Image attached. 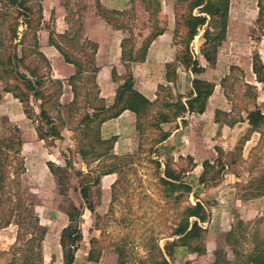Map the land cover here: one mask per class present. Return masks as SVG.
Returning <instances> with one entry per match:
<instances>
[{"label":"rangeland","instance_id":"obj_1","mask_svg":"<svg viewBox=\"0 0 264 264\" xmlns=\"http://www.w3.org/2000/svg\"><path fill=\"white\" fill-rule=\"evenodd\" d=\"M259 4L264 7V0H231L227 38L220 45L218 54L212 62H207L199 54L203 31L191 44L195 56L199 59L201 65L205 66L206 71L201 73L200 77L212 80L217 84L214 91L215 96L211 99V107L213 104L216 105L219 94L224 93L225 95V98H223V108L225 109H216L228 114H221V118L240 119L247 115L246 110L255 107H259L264 112V82L258 81L253 71V56L255 53H258L264 62V16L262 21L257 22L260 12ZM32 5L35 11L42 9L43 13L42 19H40L41 28L38 32L40 45L41 41L45 42L47 37L49 38L50 29L57 31L58 26L62 28L63 16L68 26L67 30L71 31V38L74 34H78L81 38H87L83 22L89 6L87 0H33ZM184 8L185 2L183 1L162 0L160 10L153 16L151 11L145 9L143 0H130L128 7L122 10L123 15H119L118 18L120 21L118 22L123 26L121 30L126 34V38L130 40L129 43H126L127 49L131 47V44H136V48H139L152 32L167 29L170 22L169 17L172 16L171 11H173L172 14L175 17L174 30L176 13L182 14ZM6 11L7 9L0 4V18ZM97 14H99L98 10ZM40 15L37 12V17ZM113 26L115 27V25ZM81 38H77V44L79 45L83 43ZM74 40L70 42L62 40V42L67 45L68 43H74ZM27 42L32 43L31 35L28 37ZM172 47L176 50L177 55L179 45L175 44L174 37ZM67 49L82 56V53H79L74 47ZM27 54L26 63H30L32 66H40L41 72L63 81L64 89L60 102L66 105L72 101H67L69 94L66 92H72V87L68 83L69 78L56 77V68L51 65V62L50 67L45 68L40 56L34 54L32 48H29ZM123 63L125 64V62ZM21 70L24 71L23 68ZM185 70L187 69L184 66L178 64L177 79L179 73ZM127 72V67L126 73L118 74L117 72L118 78L115 80L117 84L123 83V78L127 75ZM195 77L194 74L192 80ZM176 82L170 84L167 81L166 84H162L171 86L175 95L181 94L186 100L192 91V87L187 94L180 93L175 90ZM78 85L80 87L79 101L76 106L59 107L53 105L52 102L49 107V112L57 119L56 121L60 126L61 138H51L50 142L54 140L52 145L46 144L44 140L40 143L39 140H33L31 136L33 132L37 134V123L28 117L30 121L28 127L31 130L27 131L24 136L25 139L21 130L22 138L26 142L22 154L27 166V171L21 176L22 193L25 200L33 203L34 207L32 208L39 216L40 224L47 228L46 239L43 243L44 264H63L60 234L62 229L69 223L67 211L73 206L80 207L83 211L79 218L83 240L79 244L75 264H117L119 246H122L127 252V262L125 264H142L139 261L140 258H148L151 247L155 242H159L161 246L164 245L171 233L169 225L172 224L175 218H179L181 210V207L176 206L172 200H167L163 196L158 184L157 169L152 160H160L162 170L165 162L171 158L175 163L187 166V156L190 154L182 155L180 153L181 148H178V150L175 148V146L178 147L182 142H185L186 138H175L174 143H168L167 145L163 142L164 144H160L157 152L152 154L150 153L152 130L147 129L142 139H140L136 130L134 133L127 130L128 133L116 135L118 139L111 153L135 155V164L126 167L125 171L122 172V176L116 173L102 177L100 187L93 188L91 192L96 206V210L91 212L85 207L82 199L80 193L81 177L78 174L79 171L87 173L90 168L85 160L81 158L78 146L86 144L88 139L84 137L85 134H95L96 125L92 130H89L80 123L81 118L86 113L92 112L88 109L86 102L91 103L94 91L91 89L92 82L87 81V77L79 80ZM2 87H4V84L0 83V88ZM161 95H164L163 91ZM70 96L73 99L71 94ZM14 98L17 100H14ZM3 100V107L12 112L17 109L16 105L21 106L23 110L25 108L24 104L12 93L5 92ZM39 103L32 101L36 113H39L40 110ZM0 110H2V107ZM198 114L202 113L185 112L174 122L163 124V128L173 133L176 129L175 122H178L177 127L182 125L188 127L186 130L187 137L194 129L201 127V119L198 120ZM0 124L4 130V134L0 138L13 133V128L17 125L6 115L0 117ZM249 128L247 121L237 122L233 127L225 123H217V125H212V131L207 128L205 135L211 140L208 147L211 152H214L212 149L215 152L214 156L209 154L208 158L204 160H209L216 165L214 169H219L220 180L203 184L198 179V182L194 184L193 180L187 179L189 173L186 175V181L191 184L193 192L184 198L183 204H195L197 201L204 204L208 213L207 220L201 222L202 226L207 229L205 244L207 238H209V233L217 234L216 250L218 248L225 250L231 260L234 259V255L231 246L227 245L225 240L227 233H216L219 232V222L215 219L217 207L229 203L228 205L231 208L228 220V225L230 224L229 231L232 228L234 229V234L241 243L240 248H244L245 252L252 250L257 241L264 240V194L258 195L260 191V188H258L259 181L264 175V124L258 131L249 132ZM183 131L185 129L181 132ZM93 158L91 164L95 168L97 163L92 161ZM47 161H53L66 169L64 172L67 177L66 193L62 194L60 192L57 176L49 170L46 165ZM210 172H213V168ZM118 178L119 182L112 190V184ZM220 184H222V187L215 189ZM10 190L9 195H2V201L0 202V218L2 217V219L6 217L12 203L17 201L19 194L16 192V186H13ZM215 190L216 194L220 193L217 198L211 192ZM204 192L206 194L201 195ZM256 201L261 202L262 208L255 212L253 209ZM25 214L27 213L25 212ZM246 216L249 217L246 219ZM17 218L18 216L14 215L9 225L0 226V264H25L30 256L25 249L27 248V242L33 236V230L29 225V221H32V219L29 217L28 224L26 226L22 225L23 236L19 237L20 226L17 223ZM92 238L101 241L98 246L102 254L98 261L88 259ZM255 238H257L256 242ZM179 247L176 248L175 256ZM216 250L214 252L215 256L206 257L208 261L212 259L210 264H214L217 258Z\"/></svg>","mask_w":264,"mask_h":264},{"label":"trees","instance_id":"obj_2","mask_svg":"<svg viewBox=\"0 0 264 264\" xmlns=\"http://www.w3.org/2000/svg\"><path fill=\"white\" fill-rule=\"evenodd\" d=\"M32 1L0 0V4L7 9L6 13L0 18V83L4 84V87L0 88V103L5 92L12 93L24 104V112L27 117L37 123L36 131L39 139L52 145L54 140L50 142V139L61 138L62 135L57 119L49 112L50 105L53 102V105L59 107L76 106L79 101L80 87L78 81L87 77V81L92 82L91 89L94 91V97L91 103L86 102L88 109L92 112L86 113L81 118L80 123L89 130H92L96 125V130L95 134H85L84 137L88 139L86 144L78 146V152L87 163L90 171L87 173L79 171L78 174L81 177L80 193L85 207L94 212L96 206L91 192L93 188L100 187L102 177L116 173L122 176V172L125 171L126 167L135 164V155L111 153L118 137L113 135L110 138H104L102 135L103 124L112 118L118 117L126 110L134 112L136 115L135 130L140 139L146 134L147 129L152 130L150 153L153 154L157 152L160 144L165 142L171 135L169 130L163 128V124L174 122L185 112L204 113L217 84L212 80L200 77V74L205 71V67L201 65L199 59L195 56L191 44L203 31L199 54L207 62H212L216 58L220 45L227 38L231 0H180L185 2V8L182 14L176 13L177 18L174 29L175 44L179 45V50L176 60L167 64L166 79L170 84L176 82L178 64H181L187 70H191L196 75L192 80V91L186 100L181 94L175 95L171 86L164 84L159 85L157 98L154 100H150L135 87V77L131 69V63L145 61L153 40L162 34L164 29L152 32L139 48H136V44H131V47L127 49L126 43H129L130 40L124 38L121 60L125 62L128 72L123 78V83L118 85L115 100L111 104H108L101 95L97 79L100 69L96 60L98 45L88 38L79 37L78 34H74L71 38L70 30L58 33L56 30L50 29L49 43L61 52L67 63H71L76 67V72L68 79V83L72 87L73 99L66 105L60 102L64 89L63 81L41 72L40 66H32L30 63L25 62L27 52L29 48H32V52L40 56L45 68L50 67V61L41 50L38 37L41 28L42 9L35 11ZM96 1L98 13L105 21L115 25L118 29H123L118 19L119 15H123L122 11L108 9L102 5L100 0ZM143 2L145 9L151 11L153 16L156 15L162 5V0H143ZM259 7L260 12L257 22L262 21L264 16V7L261 4H259ZM37 12L41 14L38 17ZM30 35L32 36L31 44L27 42ZM74 37L81 38L83 43L81 45L77 44L78 40ZM62 40L67 42L74 40L75 42L64 45ZM70 47H74L75 50L82 53V56L67 49ZM253 71L258 81L264 82V62L258 53L253 56ZM112 73L113 79L117 80L116 70L113 69ZM162 91L164 92L163 96L161 95ZM32 101L40 102L39 113L35 112ZM246 112L245 117L234 119L221 118V114H228L222 110H216L215 122L225 123L233 127L237 122L247 121L250 127L249 132L258 131L264 124V112L259 107L248 109ZM23 144L21 129L17 125L14 126L13 133L0 138V202L2 201V195H9L13 186H16V192L19 193L17 201L13 202L8 209L6 217L0 218V226L9 225L12 216L17 215V223L20 226L18 236L22 237V225L26 226L28 218L31 217L32 221H29V225L33 230V236L27 242L25 250L29 252L30 256L25 264H44L43 243L46 239L47 228L40 224L39 216L32 208L34 207L33 203L25 200L22 193L21 176L27 171L25 158L22 154ZM92 157H94L92 161L97 163L95 168L91 164ZM187 160V166H182V164L175 163L172 158L168 159L163 170L161 169L162 162L160 160H152L157 169L158 184L163 196L167 200H172L176 206L181 207V210L179 218H175L172 224L169 225L171 233L164 245L161 246L159 242H155L151 247L148 258H140L139 261L142 264H172L176 248L179 246L186 247L190 253L199 255L205 254L207 251L205 244L207 229L201 224L208 218L206 207L201 201H197L195 204H183L184 198L193 192L191 184L186 181V175L197 166L191 155L187 156ZM46 165L57 176L60 192L62 194L66 193L67 177L64 173L66 169L53 161H47ZM202 165L203 171L199 177L201 183L206 184L209 181L220 180L219 169H214L216 166L214 163L204 160ZM212 168L213 172H210ZM119 178L112 184V190L115 189ZM259 183L258 188H260V191L258 195H263L264 175ZM82 214V209L77 206H73L67 211L69 223L62 229L60 234L63 264H75L76 253L80 242L83 240V233L79 227V218ZM225 240L227 245L231 246L234 259L231 260L225 250L218 248L214 264H264V240L258 242L255 238V242H257L252 250L248 252H245L244 248H240L241 243L238 237L235 236L233 228L227 232ZM90 242L91 249L88 252V259L98 261L102 254L98 246L101 241L92 238ZM118 253L117 264H125L127 262L126 250L119 246Z\"/></svg>","mask_w":264,"mask_h":264},{"label":"crops","instance_id":"obj_3","mask_svg":"<svg viewBox=\"0 0 264 264\" xmlns=\"http://www.w3.org/2000/svg\"><path fill=\"white\" fill-rule=\"evenodd\" d=\"M100 2L103 6L108 9H116L120 11L126 9L130 4V0H100ZM87 3L89 5L88 11L86 12V16L83 19L85 27V36L89 40L98 44L97 61L100 69L97 75V79L100 85L101 95L106 99L108 104H111L115 100L116 89L119 85L113 79V69H115L116 67V72H118V74H124V72L126 73V66L121 60V55L123 40L127 36L121 29H118L117 27H114L113 25L107 23L105 19L101 17V15L97 14L96 0H87ZM172 12L173 11H171L172 16L169 17L170 22L168 28L165 29L162 34L158 35L153 40L151 46L149 47L145 61L131 63V68L135 77L136 89H138L150 100H154L157 98L159 85L162 83H167V64L176 59V50L172 47L174 37L173 23H175V17ZM58 20L59 18L56 21L57 23ZM62 25V28H60L59 26L57 28V31L59 33H64L68 29L64 16L62 17ZM41 46V49L49 58L51 65L56 68V77L66 79L69 78L70 75L75 72V66L71 63H67L64 60L61 52L58 51V49L54 45H51L49 43L48 37L45 42L41 41ZM201 61H203V59H201ZM192 77H194V73L191 70L181 71L175 84V90L177 92L187 94L192 87ZM68 87L71 89L69 85ZM66 93L69 94V98L67 99V101L72 100L70 94L73 96V93L71 91ZM214 96L215 93L210 98L207 110L202 114H198V120L200 121L201 119V127L194 129L193 132L186 137V130L188 127L185 125L177 127L178 122H175V131H173L167 141L164 142L167 145L168 143H174L173 141L175 140V138H186L185 142H182L181 145L178 147L175 146V148L177 150L178 148H181L180 153L182 155L190 154L194 157L197 166L189 172L187 177V179L191 181L193 180L192 182L194 184L198 182L199 176L203 171L202 162L204 161V159L208 158L209 154L210 156H214L215 152L214 149H212L214 152H211V149L208 147V144L211 140L208 136L205 135V131H207V128H209V131H212V125H217V123L215 122L214 114L216 109H225L223 108V98H225L224 93H221L219 94V96H217L216 105L213 104V106L211 107V99ZM14 100L17 99L14 98ZM3 105L4 100L0 104V108L2 107V110H0V117L2 115H6L11 119V121L13 120L23 131L24 137L27 131L31 130L28 127L30 121L27 118L24 110L21 106L16 105L17 109L12 112L11 110H7L6 108H4ZM135 124V113L130 110H126L118 117L112 118L103 124L102 135L104 138H110L113 135L119 136L120 134L128 133L127 130L134 133ZM184 129L185 131L181 132ZM178 132L181 133L177 134ZM3 134L4 130L2 125L0 124V136ZM31 137L33 140H39V143L40 141H42L41 139H39L36 132H33ZM25 145L26 142L24 141L23 150L25 148ZM185 148L187 149L185 150ZM221 187L222 184L215 187V189H220ZM211 192L216 198L217 195L220 194H216V190ZM205 194V192L201 193V195ZM228 204L217 207L215 219L217 220V222H219V232L216 233H227L230 229V224L228 225V220L231 208ZM254 204L255 207L253 210L255 212L262 208L260 201H256ZM248 217L249 216H246V219ZM208 235L209 238H207L206 240V254L198 255L197 253H190L185 247H179L177 249L173 264H210L212 262V259L208 261L206 260V257L215 256L214 252L217 246V234L209 233Z\"/></svg>","mask_w":264,"mask_h":264}]
</instances>
